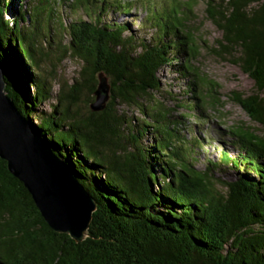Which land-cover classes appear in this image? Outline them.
Here are the masks:
<instances>
[{
	"label": "trees",
	"instance_id": "1",
	"mask_svg": "<svg viewBox=\"0 0 264 264\" xmlns=\"http://www.w3.org/2000/svg\"><path fill=\"white\" fill-rule=\"evenodd\" d=\"M200 1L220 51L252 83L226 98L263 131L213 129L215 157L200 126L223 96L192 65L199 0H0V60L23 114L96 204L77 244L48 228L0 160V264H264V0ZM58 3L84 18L61 23ZM66 55L78 78L53 94L41 64ZM100 73L110 98L81 114L77 93L83 84L93 94Z\"/></svg>",
	"mask_w": 264,
	"mask_h": 264
},
{
	"label": "water",
	"instance_id": "2",
	"mask_svg": "<svg viewBox=\"0 0 264 264\" xmlns=\"http://www.w3.org/2000/svg\"><path fill=\"white\" fill-rule=\"evenodd\" d=\"M93 97L89 110L101 112L110 98V85L102 73L97 75ZM22 110L6 66L0 60V160L23 185L48 228L81 243L96 211L93 195L36 134Z\"/></svg>",
	"mask_w": 264,
	"mask_h": 264
},
{
	"label": "rangeland",
	"instance_id": "3",
	"mask_svg": "<svg viewBox=\"0 0 264 264\" xmlns=\"http://www.w3.org/2000/svg\"><path fill=\"white\" fill-rule=\"evenodd\" d=\"M37 1V0H36ZM153 1V0H147ZM217 1V0H214ZM54 6L55 13L61 19V23H70L74 18L82 17L81 13L74 15L73 9L65 10L62 8L61 4ZM75 4V3H73ZM137 7V6H136ZM138 6L135 12H138V16L142 15L143 11ZM204 3L199 0L198 5L194 9L195 18L190 21L188 28L190 34L194 38L196 56L192 61V65L197 68L199 72L206 78L210 79L219 86V94L223 97L221 102H223V107L219 109L220 114L209 112L211 115V120L208 123H201L200 129H202L204 136V155L205 157H215L217 155L216 148L219 145L216 143L215 139L217 136L212 132L213 129L223 130L235 125L244 124L259 130V133H263L257 126L250 123L248 117L242 111L241 108L234 105L226 97L230 92H237L242 94H250L252 91L251 81L243 74L241 71L232 63V58L220 51L218 46V41L221 39V33L217 28L207 19L204 11ZM67 44L64 39L60 44V50L63 49ZM47 52H52L46 45H43ZM54 46V45H53ZM52 46V47H53ZM55 47V46H54ZM220 51V52H219ZM41 67L47 74H54V81L51 82V91L53 94L57 93L61 85H65L66 89H69L74 79L78 78V71L80 69V63L69 55L64 58L61 57L60 62H55L54 67L47 64H41ZM180 89H175L178 93ZM94 98L93 94L90 92V87L82 84L81 90L77 93L76 104L74 109L81 114L86 115L87 109L89 108V102ZM47 109V104L44 106ZM121 111L126 113L127 116L140 119L141 116L136 110L120 108ZM187 123H189V131H191L195 125L198 126L199 123L193 118H187ZM208 130V131H207ZM208 132L205 135V132ZM188 137L192 136L190 134ZM202 137V136H201ZM209 138V139H208ZM219 151V150H218ZM200 160H204V156H201ZM199 168H202V163L198 164ZM217 176V175H216ZM222 179H228V176L224 175Z\"/></svg>",
	"mask_w": 264,
	"mask_h": 264
}]
</instances>
